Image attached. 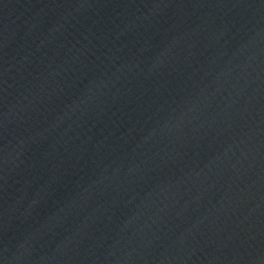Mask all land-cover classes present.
Here are the masks:
<instances>
[{"label": "water", "instance_id": "95a60500", "mask_svg": "<svg viewBox=\"0 0 264 264\" xmlns=\"http://www.w3.org/2000/svg\"><path fill=\"white\" fill-rule=\"evenodd\" d=\"M0 264H264V0H0Z\"/></svg>", "mask_w": 264, "mask_h": 264}]
</instances>
